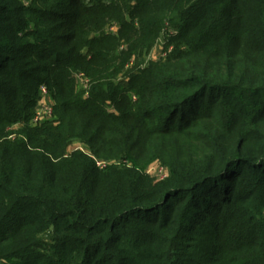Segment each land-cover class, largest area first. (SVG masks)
<instances>
[{
    "label": "trees",
    "instance_id": "16d2710c",
    "mask_svg": "<svg viewBox=\"0 0 264 264\" xmlns=\"http://www.w3.org/2000/svg\"><path fill=\"white\" fill-rule=\"evenodd\" d=\"M0 264H264V0H0Z\"/></svg>",
    "mask_w": 264,
    "mask_h": 264
},
{
    "label": "rangeland",
    "instance_id": "374dc122",
    "mask_svg": "<svg viewBox=\"0 0 264 264\" xmlns=\"http://www.w3.org/2000/svg\"><path fill=\"white\" fill-rule=\"evenodd\" d=\"M110 31L111 29H114L115 31L114 32H117V27L114 26L112 28H109ZM174 31L173 30H170V29H167L164 31L163 35H162V39L160 40L159 44L154 48V50L151 52L150 55H148L146 58H145V63H148L150 61H157L159 59H162V58H165L166 57V53L163 51V42H165V38L168 37V35L172 34ZM82 83L84 84L85 88L88 87V81L87 80H84L82 81ZM49 99H50V96H49ZM51 101V104H52V107L54 106V102L50 99ZM51 118L53 117V115L50 116ZM49 117V118H50ZM50 118V119H51ZM19 127H16V129H18ZM83 148L84 149V146L80 145L79 143L76 144L75 146L71 147L70 148V151L73 152L75 150H78V149H81ZM108 163L107 162H104L102 165V167H105ZM98 166V165H97ZM99 166V167H100ZM101 167V168H102ZM162 167L160 165V163L157 161L153 164H151L148 169H147V173L153 177H156L158 180H162L164 179L163 178V170H162ZM164 168V167H163ZM165 168H164V173H165ZM162 173V174H161Z\"/></svg>",
    "mask_w": 264,
    "mask_h": 264
},
{
    "label": "built area",
    "instance_id": "2783aa9c",
    "mask_svg": "<svg viewBox=\"0 0 264 264\" xmlns=\"http://www.w3.org/2000/svg\"><path fill=\"white\" fill-rule=\"evenodd\" d=\"M111 31L114 32L115 30L111 29ZM42 97L43 98H42V101L40 103V107L37 110L36 116H35V118L33 120V123H32L34 125H38L41 122H43L44 120L50 119L51 118L50 116L53 115V107H52L51 101L49 99L48 90L46 88L42 89ZM102 164H103V162H97L98 166H100ZM100 167H102V166H100ZM162 170H163V178H166L167 171H165V173H164V168L163 167H162Z\"/></svg>",
    "mask_w": 264,
    "mask_h": 264
}]
</instances>
